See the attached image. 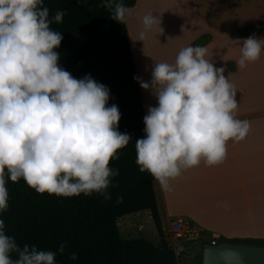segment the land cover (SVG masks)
<instances>
[{
    "label": "clouds",
    "instance_id": "9594fccd",
    "mask_svg": "<svg viewBox=\"0 0 264 264\" xmlns=\"http://www.w3.org/2000/svg\"><path fill=\"white\" fill-rule=\"evenodd\" d=\"M86 5V0H78ZM43 0H0V213L8 208L7 182L21 179L37 193L62 197L96 193L105 200L119 174L109 166L132 137L118 130L120 112L109 105L107 86L90 75L75 78L60 64L63 36L50 25L66 13L49 17ZM111 19L123 23L131 9L107 0ZM136 41L158 23L151 13L142 17ZM160 23V22H159ZM163 29L160 27V34ZM238 69L260 59L264 37L236 38ZM207 58L202 46L182 48L173 63H152L150 79L134 77L155 100L143 116V133L135 139V163L162 190L183 171L222 163L229 141L243 140L247 120L236 118V86ZM122 198L118 197L117 202ZM225 210L227 202L221 205ZM56 252L16 243L0 219V264H56ZM15 254V258H13ZM69 260L77 256L71 253ZM225 264H238L235 254Z\"/></svg>",
    "mask_w": 264,
    "mask_h": 264
},
{
    "label": "trees",
    "instance_id": "16d2710c",
    "mask_svg": "<svg viewBox=\"0 0 264 264\" xmlns=\"http://www.w3.org/2000/svg\"><path fill=\"white\" fill-rule=\"evenodd\" d=\"M107 0H43L49 17L58 10L66 13L62 22L50 25L61 32L59 64L75 78L90 75L108 87L109 105L120 112L118 130L132 139L118 150V159L109 166L119 174L112 180L105 200L93 193L72 197L37 193L23 179L7 182L8 208L0 213L6 235L16 243L35 245L41 250L56 252L61 244L64 252L55 256L56 264H178L177 255L166 240L154 192L155 180L140 172L135 163V139L144 135V107L126 26L111 19L112 8ZM118 2H121L118 0ZM122 3V2H121ZM264 29V23L230 34L242 38ZM122 199L117 202V198ZM149 211L154 222L158 243L144 238L121 239L118 220L124 216ZM205 242V241H204ZM238 244L239 240H222ZM264 246V240H245ZM71 253L77 259L69 260ZM15 258V254H13ZM195 264H202V257Z\"/></svg>",
    "mask_w": 264,
    "mask_h": 264
},
{
    "label": "crops",
    "instance_id": "0c3cea01",
    "mask_svg": "<svg viewBox=\"0 0 264 264\" xmlns=\"http://www.w3.org/2000/svg\"><path fill=\"white\" fill-rule=\"evenodd\" d=\"M120 1L131 9L124 24L137 77L148 81L152 63H173L184 47H205L207 58L217 67L224 65V75L238 89L236 118L250 123L243 140L228 142L222 163L206 166L201 162L183 171L170 182L169 190H162L155 181L163 233L161 212L192 223L206 238L201 240L202 247L206 240L207 244L214 240L218 245L233 239L239 240L238 244L257 245L243 241L264 240V229L257 228L254 221H264V52L244 70L238 69L240 45L230 34L264 23V0ZM148 13L158 23L145 34L143 42L136 41L143 30L142 17ZM254 34L264 37V29ZM139 89L146 114L155 100L148 91ZM225 202L227 210L221 206ZM131 225L132 220L126 218L122 224L124 235L133 234L129 231ZM207 232L213 235L209 237Z\"/></svg>",
    "mask_w": 264,
    "mask_h": 264
},
{
    "label": "rangeland",
    "instance_id": "374dc122",
    "mask_svg": "<svg viewBox=\"0 0 264 264\" xmlns=\"http://www.w3.org/2000/svg\"><path fill=\"white\" fill-rule=\"evenodd\" d=\"M126 218L132 220V225L129 229L130 232H133L131 236H126L123 233L122 224L126 220ZM161 218L163 221L162 223L164 225V231H165L164 236L166 240H168V242L170 243L169 240L171 239V237L170 235H168L167 230L169 229L168 227L170 226V224L173 221H175L177 218L174 215L165 216L164 214H162V212H161ZM254 221L256 223L255 226L257 228L261 230L264 229V221L258 222L256 218ZM117 225L121 239L144 238L151 241L154 244L158 243V235L156 233L155 225L149 211H142L139 212L138 214H131V215H127V217H122L118 220ZM139 225H141L140 228L138 227ZM247 228H251V227H247ZM206 234L209 237L213 235L208 232ZM208 242L209 240H206V243L203 242V245L207 244ZM171 246L174 249L175 254L177 255L178 264H195L199 259V257L200 258L202 257L201 239H198L196 241H191L186 244H183L180 241H174L173 245Z\"/></svg>",
    "mask_w": 264,
    "mask_h": 264
},
{
    "label": "water",
    "instance_id": "95a60500",
    "mask_svg": "<svg viewBox=\"0 0 264 264\" xmlns=\"http://www.w3.org/2000/svg\"><path fill=\"white\" fill-rule=\"evenodd\" d=\"M235 254L238 264H264V246L224 242L218 245L204 244L202 264H225L224 258Z\"/></svg>",
    "mask_w": 264,
    "mask_h": 264
},
{
    "label": "built area",
    "instance_id": "2783aa9c",
    "mask_svg": "<svg viewBox=\"0 0 264 264\" xmlns=\"http://www.w3.org/2000/svg\"><path fill=\"white\" fill-rule=\"evenodd\" d=\"M169 235L172 242L180 241L184 244L191 241H196L198 239H206L203 233L198 230L192 223L183 219H176L170 224ZM210 244L215 245L214 240H212Z\"/></svg>",
    "mask_w": 264,
    "mask_h": 264
}]
</instances>
